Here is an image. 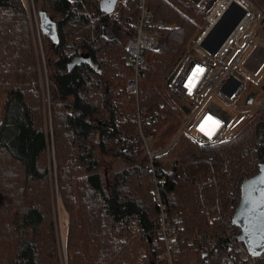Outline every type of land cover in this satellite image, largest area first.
Instances as JSON below:
<instances>
[{"label":"trees","instance_id":"trees-1","mask_svg":"<svg viewBox=\"0 0 264 264\" xmlns=\"http://www.w3.org/2000/svg\"><path fill=\"white\" fill-rule=\"evenodd\" d=\"M32 1L55 21V46L40 30L39 49L23 0H0V264H62L60 212L68 220L66 264H156L164 252L161 240L152 243L159 208L138 130L147 139L164 128L171 139L176 134L165 84L204 27L209 1L197 8L189 0H145L165 26L166 45L145 52L137 97L126 92L125 43L139 0L112 21L99 0ZM247 1L263 14L264 37V0ZM70 42L75 55L67 53ZM135 109L139 123L128 118ZM167 158L176 164L158 176L160 199L169 221L182 226L173 263L225 264L226 222L240 185L264 162V114L211 144L180 135L154 160ZM106 159L125 166L109 169ZM201 234L217 237L216 247L203 252L201 241L191 242Z\"/></svg>","mask_w":264,"mask_h":264},{"label":"built area","instance_id":"built-area-1","mask_svg":"<svg viewBox=\"0 0 264 264\" xmlns=\"http://www.w3.org/2000/svg\"><path fill=\"white\" fill-rule=\"evenodd\" d=\"M128 1L117 0L113 11L105 14L108 20L112 21L122 15ZM189 1L197 8H203L208 2V0ZM138 6L140 8L139 19L135 24L134 32L125 43L126 61L132 69V76L126 81V89L128 93L134 94L135 97L138 94V77L144 66L145 52L159 51L166 44L163 23L156 21L152 13L145 8V0H139ZM242 12L243 15L234 30L217 51L212 54L215 58L223 60L233 50L232 44L243 39V45H237L238 52L229 65L217 68L212 62L187 53L172 77L166 82L167 92L184 101L181 104V111L187 114L190 112L191 107H194L191 115L181 119V126L170 145L180 135L192 137L202 143H214L222 140L227 126L232 120V115L223 109L221 102L235 103L243 90L240 79L231 71L245 76L255 85H259L264 78V39L259 33L254 34L257 26L262 25L263 14L259 8L247 0H229L227 8L223 10L221 16L213 24V26H216L219 22L218 26L209 34L207 32L211 21L209 19L210 13H208L206 15L207 25L198 34L193 45L202 47L201 44L204 43L207 48H213L218 43L222 31L233 23ZM248 31L251 32L247 35ZM68 50L69 55L76 54V49L72 44H70ZM197 70L201 71L197 73ZM193 80V85L189 87L190 82ZM132 117L133 120L139 123L138 109ZM209 117H211V120L208 119ZM214 122H218V126ZM138 134L140 137L137 135V138H142L141 147L149 160L148 168L152 172L154 183L152 188L153 197L159 208L158 237L153 238L152 243L157 245L159 240L163 243L164 252L159 257V264H174L172 256L179 251V230L182 229V226L180 219L174 218L172 222L168 219L165 205L160 199L162 187L158 183V176L173 169L176 162L173 161L171 167L170 163L172 162L168 160L155 161L154 158L162 154L170 145L164 148H151L150 141L142 136L140 129ZM232 216L233 214L230 217L231 220ZM226 224L228 226L224 234L226 246L223 256L224 263L259 264L262 262L264 251L258 254L250 253L242 242L236 240L240 232L239 228L234 226L232 221L231 224L228 222ZM192 241H201V249L204 252L207 249L216 247L217 237L207 238L201 234L195 236Z\"/></svg>","mask_w":264,"mask_h":264},{"label":"rangeland","instance_id":"rangeland-1","mask_svg":"<svg viewBox=\"0 0 264 264\" xmlns=\"http://www.w3.org/2000/svg\"><path fill=\"white\" fill-rule=\"evenodd\" d=\"M208 1H209L208 3L210 4V10L207 13H210L219 0H208ZM23 3H24L26 10H27V17H28V21L30 24V28L32 29V32H33L34 36L36 37L37 45L39 46V49H40L41 48V38H40V33H39L40 28H39L38 19H37V8L35 7L32 0H23ZM123 14H124V12H123ZM206 15H205V20H206ZM206 25H207V21H205L204 27H206ZM204 27H199L198 28L199 32L196 31V33L199 34L201 32V29ZM107 31H108V28H107ZM250 32L251 31H248L246 34L248 35V34H250ZM256 33H262V26L261 25H258L257 28L255 29L254 34H256ZM198 34H196L194 36V38H192V41L190 42L189 46L187 47V53H191L194 56L198 57L199 59H204L206 61H210L217 68L225 67V66L229 65L238 52L237 45L238 44L243 45V39L233 43L232 44L233 50L230 52V54L228 56H226L223 60H220L218 58H215L212 55V53L205 50L204 48H202L200 46L195 47L193 45L194 40L196 39ZM262 38L264 39L263 36H262ZM70 44H72V43L71 42L68 43L67 48H66L68 54H69L68 47L70 46ZM231 73L236 74L238 76V78L240 79V81L243 85V90L240 93V95L238 96V98L236 99L235 103L221 102L223 105V109H225V111H227L230 115H232V120L229 123V125L227 126V129H226L225 134L223 136V140L232 137L235 133H237L239 130H241L253 117L264 114V109L263 110L259 109V105L262 102V100L264 99V78L262 79V81L259 85H255V84H252L249 81V79H247L245 76H242L239 73H235L233 71H231ZM126 92H127V89H126ZM166 92H167V90H166ZM129 94H131V93H129ZM167 94H168L169 98L171 99V101L176 106L177 120L180 122V126H181V121H182L181 119H184L187 116L191 115V113L194 111V107H191L190 112L186 114L183 111H181V104L184 101L175 98L174 96H172L168 92H167ZM254 94H255V98L253 99L252 103L248 104L247 100H248L249 96L254 95ZM132 95L135 97L134 94H132ZM133 114L134 113H130V115L128 117L131 121H133V117H132ZM137 125H138V123H137ZM180 126H179V128H180ZM179 128H178V130H179ZM178 130H177V132H178ZM177 132H176V134H177ZM138 136H139V134H138ZM142 136L144 138L146 137L143 134H142ZM189 138L199 145L211 144L209 142H204V143L199 142L192 137H189ZM145 139H147V137ZM170 139H171V134L167 131V128H164L161 131H159L155 136L150 137L147 140L150 141V147L151 148H164V147L170 145L173 138L171 139V141H170ZM134 142H138L136 138H135ZM142 142H143V140H142V138H140L139 148L144 150L141 147ZM51 155H52V153H51ZM142 155L145 156V151H143ZM163 160H168V161L172 162V163H170L171 167H172L173 161L175 162V159H173V158H167V159H163ZM105 162H106V165L109 169H118V168L125 166V164L120 160L114 161V160L106 159ZM167 168H168V166H167ZM170 171H166V172H170ZM55 192H56V188H55ZM67 222H68V220H67L66 214L63 212H60V216L58 214V233H59L62 264H66V258H65V253H64V250H65L64 237H65V230H66ZM158 260L159 259L156 260V264H159Z\"/></svg>","mask_w":264,"mask_h":264},{"label":"water","instance_id":"water-1","mask_svg":"<svg viewBox=\"0 0 264 264\" xmlns=\"http://www.w3.org/2000/svg\"><path fill=\"white\" fill-rule=\"evenodd\" d=\"M116 1L99 0L101 13L108 14L112 12ZM242 15L243 12L222 31L218 43L213 48H207L204 43L201 46L214 54L229 37ZM37 19L40 30L50 38L52 46H55L58 40L55 21L44 10L37 12ZM218 23L216 26H218ZM216 26H212L207 33L212 32ZM78 62V57L73 58L68 65V70H71ZM254 98L255 94L249 96L247 103H252ZM259 109H264V99L260 103ZM232 223L240 230L236 240L242 242L250 253L258 254L264 251V162L258 165L257 172L254 175L242 181L240 198L232 216Z\"/></svg>","mask_w":264,"mask_h":264},{"label":"bare ground","instance_id":"bare-ground-1","mask_svg":"<svg viewBox=\"0 0 264 264\" xmlns=\"http://www.w3.org/2000/svg\"><path fill=\"white\" fill-rule=\"evenodd\" d=\"M229 4V0H219L216 4L215 9L209 14V19L211 21V25L208 28V30L213 26V24L216 22V20L221 16V13L223 12L224 9L227 8ZM232 37V36H230ZM230 40V39H229Z\"/></svg>","mask_w":264,"mask_h":264},{"label":"snow or ice","instance_id":"snow-or-ice-1","mask_svg":"<svg viewBox=\"0 0 264 264\" xmlns=\"http://www.w3.org/2000/svg\"><path fill=\"white\" fill-rule=\"evenodd\" d=\"M199 71H201V70H197V73H199ZM193 83H194V80L192 82H190L189 87H191L193 85ZM208 119L211 120V117H209ZM214 123H216L218 126V122H214ZM201 130L203 131V128Z\"/></svg>","mask_w":264,"mask_h":264}]
</instances>
